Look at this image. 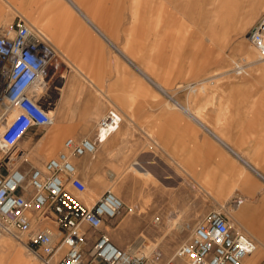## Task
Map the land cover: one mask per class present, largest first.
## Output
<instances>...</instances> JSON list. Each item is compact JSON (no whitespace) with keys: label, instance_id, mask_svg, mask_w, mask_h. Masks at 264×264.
Listing matches in <instances>:
<instances>
[{"label":"crops","instance_id":"obj_1","mask_svg":"<svg viewBox=\"0 0 264 264\" xmlns=\"http://www.w3.org/2000/svg\"><path fill=\"white\" fill-rule=\"evenodd\" d=\"M18 17L43 28L61 56L54 122L29 128L23 151L44 159L64 138H91L96 122L113 109L121 118L118 129L98 145L90 172L79 166L87 155L74 159L78 176L90 183L92 176L133 174L135 191H142L138 175L146 169L149 181L156 179L157 205L179 208L182 223L228 208L236 228L257 246L244 264H264V86L254 83L264 75L207 93L200 85L197 99H177L170 76L136 55L138 44L131 49L127 36L117 40L111 28L126 27L125 12L109 0H0V27ZM114 161L126 171H109ZM170 187L177 188L163 195ZM12 246L0 238V264H11Z\"/></svg>","mask_w":264,"mask_h":264},{"label":"built area","instance_id":"obj_2","mask_svg":"<svg viewBox=\"0 0 264 264\" xmlns=\"http://www.w3.org/2000/svg\"><path fill=\"white\" fill-rule=\"evenodd\" d=\"M246 39L264 60V9ZM60 64V53L43 30L21 17L0 27V238L14 237L43 264H160L157 250L148 256L123 249L96 232L121 212L123 202L115 193L105 190L92 205L80 198L86 185L74 159L93 154L118 129L116 111L98 120L93 137L66 138L63 149L40 166L18 149L29 128L54 122ZM247 66L240 58L231 71L239 76ZM13 154L16 164L10 162ZM185 228L188 236L162 264H244L256 250L255 241L223 211H208Z\"/></svg>","mask_w":264,"mask_h":264},{"label":"rangeland","instance_id":"obj_3","mask_svg":"<svg viewBox=\"0 0 264 264\" xmlns=\"http://www.w3.org/2000/svg\"><path fill=\"white\" fill-rule=\"evenodd\" d=\"M109 4L115 11L119 7V11L125 12L126 27L111 28L117 40L124 37L125 41L127 36L129 48L139 45V53L136 52V55L151 70L162 76L167 75L168 78L170 76L169 87L178 90L175 92L177 99L181 94H188L195 99L199 97L197 89L195 93H189V89L184 90L192 83L202 81L201 85L206 87L205 92L207 89L229 86L228 84L253 74L264 75V60H258L257 52L246 39V34L264 9V0H109ZM134 11L137 18L134 17ZM38 28L43 30L39 26ZM240 58H245L248 66L245 73L235 76L231 69ZM254 83H258L255 85L258 87L264 86V80ZM195 86L197 88L200 85ZM64 139L60 143V149L49 157H54L63 149ZM25 148L27 147L22 143L18 146L22 151ZM93 154L81 158L79 166L83 171L90 172L93 167ZM49 157L40 159L30 156V160L40 166ZM10 162L17 163L14 154ZM107 168L115 173L126 171L115 161L107 165ZM129 169L131 173L134 171L133 162ZM142 173H146L138 175V180L142 181V191L139 187L135 191L133 174H107L92 176L90 183L84 181L86 190L80 198L91 205L105 190L115 193L123 202L121 212L96 232L106 233L120 248L140 250L146 254H149L152 244L161 254L158 262L162 264L188 236L185 228L187 223L180 222L182 212L179 208L157 205V193L155 188L151 189V183L155 186L156 179L152 178L153 182H150L146 169ZM176 188L161 190L165 195L166 190L171 194ZM100 190L102 191L97 192ZM224 209L212 210L223 211L230 216V210ZM156 218L160 220L158 224L154 223ZM196 221L188 224L193 225ZM89 231V234L94 232L93 229ZM5 238L13 243L11 264H43L17 239L9 235L3 237ZM19 258L23 261L16 263Z\"/></svg>","mask_w":264,"mask_h":264},{"label":"bare ground","instance_id":"obj_4","mask_svg":"<svg viewBox=\"0 0 264 264\" xmlns=\"http://www.w3.org/2000/svg\"><path fill=\"white\" fill-rule=\"evenodd\" d=\"M35 26V25H34ZM36 27V26H35ZM251 47V46H250ZM252 48V47H251ZM253 49V48H252ZM237 71H239V70H237ZM201 85V84H203V82L201 81L200 83L199 82H197V83H192V84H190L187 88H189V91L190 92H192V93H195L196 92V89L197 88H195L196 86L195 85ZM201 87V86H200ZM2 238V237H1ZM256 248H257V246H256ZM157 249L155 248L154 249V247H152V244H151V249L149 250V254H151L152 252H154V251H156ZM145 253V252H144ZM146 254V253H145ZM149 254H147V255H149Z\"/></svg>","mask_w":264,"mask_h":264}]
</instances>
